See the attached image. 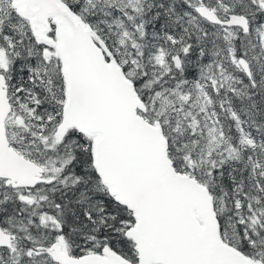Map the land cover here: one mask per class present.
I'll list each match as a JSON object with an SVG mask.
<instances>
[{
  "label": "snow or ice",
  "instance_id": "snow-or-ice-1",
  "mask_svg": "<svg viewBox=\"0 0 264 264\" xmlns=\"http://www.w3.org/2000/svg\"><path fill=\"white\" fill-rule=\"evenodd\" d=\"M0 264H264V0H0Z\"/></svg>",
  "mask_w": 264,
  "mask_h": 264
}]
</instances>
